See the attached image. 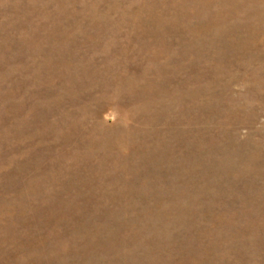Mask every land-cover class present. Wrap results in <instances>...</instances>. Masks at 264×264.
Returning a JSON list of instances; mask_svg holds the SVG:
<instances>
[{
    "label": "rangeland",
    "instance_id": "1",
    "mask_svg": "<svg viewBox=\"0 0 264 264\" xmlns=\"http://www.w3.org/2000/svg\"><path fill=\"white\" fill-rule=\"evenodd\" d=\"M0 264H264V0H0Z\"/></svg>",
    "mask_w": 264,
    "mask_h": 264
},
{
    "label": "bare ground",
    "instance_id": "2",
    "mask_svg": "<svg viewBox=\"0 0 264 264\" xmlns=\"http://www.w3.org/2000/svg\"><path fill=\"white\" fill-rule=\"evenodd\" d=\"M143 110V109H142Z\"/></svg>",
    "mask_w": 264,
    "mask_h": 264
}]
</instances>
